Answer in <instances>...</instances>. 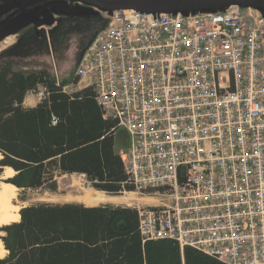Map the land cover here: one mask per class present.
<instances>
[{
    "label": "built area",
    "instance_id": "2783aa9c",
    "mask_svg": "<svg viewBox=\"0 0 264 264\" xmlns=\"http://www.w3.org/2000/svg\"><path fill=\"white\" fill-rule=\"evenodd\" d=\"M106 17L63 88L92 87L127 131L126 183L159 201L134 206L144 242L264 264V18L238 6Z\"/></svg>",
    "mask_w": 264,
    "mask_h": 264
},
{
    "label": "trees",
    "instance_id": "16d2710c",
    "mask_svg": "<svg viewBox=\"0 0 264 264\" xmlns=\"http://www.w3.org/2000/svg\"><path fill=\"white\" fill-rule=\"evenodd\" d=\"M69 20L75 25L54 33L53 51L41 32L0 54V177L11 167L15 175L8 182L19 189L56 192L58 175L79 173L110 195L135 191L126 183L117 120L105 117L92 87L67 92L53 72L54 60L60 71L75 70L109 20ZM85 22L101 26L84 43L73 42L70 36ZM29 44L37 48H22ZM28 60L37 66L23 63ZM40 87L45 96L26 107L28 93ZM1 230L9 254L0 264H228L193 247L181 249L173 239L144 242L138 211L126 205L37 203Z\"/></svg>",
    "mask_w": 264,
    "mask_h": 264
},
{
    "label": "water",
    "instance_id": "95a60500",
    "mask_svg": "<svg viewBox=\"0 0 264 264\" xmlns=\"http://www.w3.org/2000/svg\"><path fill=\"white\" fill-rule=\"evenodd\" d=\"M0 18L9 11H14L0 21V51L12 36L20 35L31 24L35 29H52L58 22L56 16L71 13L82 15L99 12L112 17L115 12L134 10L142 14H171L190 16L197 14L221 13L231 6L241 9H253L264 18V0H0ZM40 1L46 3L37 5ZM24 34V33H23ZM120 146L129 148V135L121 129L118 133ZM7 168V167H5ZM14 170V169H13ZM2 177V176H1ZM0 177V179H2ZM10 183V182H5ZM13 205L26 207L17 199ZM20 210V216H21Z\"/></svg>",
    "mask_w": 264,
    "mask_h": 264
},
{
    "label": "rangeland",
    "instance_id": "374dc122",
    "mask_svg": "<svg viewBox=\"0 0 264 264\" xmlns=\"http://www.w3.org/2000/svg\"><path fill=\"white\" fill-rule=\"evenodd\" d=\"M102 17L105 19L104 13H102ZM95 25L97 26V29H98V27L101 26L99 23H96ZM28 32L29 31L26 32V30H24L20 35L10 37L9 43L5 44L1 48V49H3V48H5V49L3 51H0V54L7 51L10 48H14L17 45V43L20 42V40L22 41L23 39L25 40L26 38H29L31 36L39 35L37 33H35V34L33 33L31 35H28ZM39 33H41V32H39ZM42 33L44 34V36L46 37V39L48 41L49 48L51 49V51H53L52 39L54 38V32L52 31V29H48V30H44ZM22 48H37V47L35 45L29 44L27 46L24 45ZM23 63L29 67H32V68H34L38 64V63L36 64L33 61H29V60L26 62H23ZM54 66L55 67H54L53 72H54V76H55L56 80L61 82V83L66 84V85L71 84L73 79H74V70L72 69V70L66 71V72L60 71L59 68L57 67L55 60H54ZM41 90L43 91L44 88L40 87L38 91L29 92L27 96L30 98H33V99L37 98V99L41 100L45 96V95H41ZM1 158H2V154H1L0 159ZM11 178H9V179H3L2 178V179H0V182H7ZM56 179L58 182V189L56 192H51L47 188H41V189H36V190H27V191L19 189L18 194H17V199L24 206H30V205H34L37 203L64 204V203H73V202L82 203V204L84 203L85 205H89V203L85 200L86 196L89 194H91L92 196H95L98 194L97 191H99L96 188L92 187V185H90L87 182L85 175H83V174H79V173L63 174V175H58ZM99 192H102V191H99ZM103 193L107 196H115V195H110L106 192H103ZM120 196H127L130 198L129 201H123L124 204H128L126 206H130V207H134L137 204H139L141 206H143V205H155V204H158V202H159L156 198H152L151 196H147V195L142 196L140 194H137L135 191H130V192L127 191L126 194L122 193V195H120ZM108 203L114 204L113 202H106V203H102V204H108ZM102 204H100V205H102ZM16 223H18V222H16ZM3 226H6V225H0V240L3 242L4 248L7 251L5 256L3 257V258H5L9 254V250L7 249L5 242L3 241V237L6 236V233L3 230H1V228ZM0 259H2V258H0Z\"/></svg>",
    "mask_w": 264,
    "mask_h": 264
},
{
    "label": "bare ground",
    "instance_id": "6f19581e",
    "mask_svg": "<svg viewBox=\"0 0 264 264\" xmlns=\"http://www.w3.org/2000/svg\"><path fill=\"white\" fill-rule=\"evenodd\" d=\"M9 40L5 42L8 44ZM1 157V154H0ZM15 175V171L11 167L5 168L1 178L9 179ZM19 188L12 183L0 182V225H9L19 222L21 220L20 210L21 206L13 205L12 199L17 198ZM98 194L92 196L87 195L85 200L91 204H102L106 202H120L129 201L127 196H107L103 192L97 191ZM3 242L0 240V258H3L6 254Z\"/></svg>",
    "mask_w": 264,
    "mask_h": 264
},
{
    "label": "flooded vegetation",
    "instance_id": "af4514ba",
    "mask_svg": "<svg viewBox=\"0 0 264 264\" xmlns=\"http://www.w3.org/2000/svg\"><path fill=\"white\" fill-rule=\"evenodd\" d=\"M46 2L44 1H40L37 5H42ZM3 5V2L0 1V6ZM14 11H9L6 13V16L0 18V21L5 19V17H7L8 15H10L11 13H13ZM98 15H102V13H99V12H95V11H92V12H88V13H84L82 15H78V14H72L71 13H65V14H62V15H59V16H56L58 18V22L55 24V26L52 28V31L54 33H56L58 31V29L61 27V26H67V25H70L71 27H73L75 24L74 22H70L69 19H72V18H77V17H80V16H83L87 19H90L92 17H97ZM69 20V22H68ZM67 23V24H66ZM96 23H88V22H85L83 24H79V28L75 30V33H73L70 38L72 39L73 38V42L75 41L76 43L78 44H81L85 42V40H87L89 34L93 31H95L97 29V26L95 25ZM44 30H48V29H44V28H40V29H35L34 26L31 24L27 29H26V32H28V35H31V34H35V33H39V32H43ZM74 32V31H73ZM82 34L79 36V34ZM76 34V35H75ZM78 34V35H77ZM74 44V43H73ZM76 45V44H74Z\"/></svg>",
    "mask_w": 264,
    "mask_h": 264
},
{
    "label": "crops",
    "instance_id": "0c3cea01",
    "mask_svg": "<svg viewBox=\"0 0 264 264\" xmlns=\"http://www.w3.org/2000/svg\"><path fill=\"white\" fill-rule=\"evenodd\" d=\"M40 102V100L39 99H37V98H30V97H26V99H25V101H24V105L26 106V107H34V106H36L38 103ZM115 205H128V204H124V202H122V201H120V202H113ZM84 204V203H83ZM85 205V204H84ZM98 205H100V204H98ZM97 204H95V205H86L87 207H93V206H98Z\"/></svg>",
    "mask_w": 264,
    "mask_h": 264
}]
</instances>
